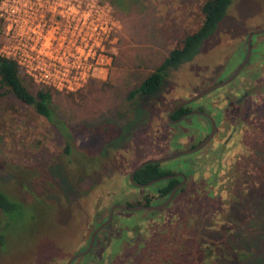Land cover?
<instances>
[{
    "label": "rangeland",
    "instance_id": "374dc122",
    "mask_svg": "<svg viewBox=\"0 0 264 264\" xmlns=\"http://www.w3.org/2000/svg\"><path fill=\"white\" fill-rule=\"evenodd\" d=\"M204 1L107 2L119 30L109 48L111 62L105 75L74 94L51 98L52 112L74 136L69 155L63 153L61 137L32 106L10 94L0 96V190L24 206L19 215L0 214V264H65L85 245L91 227L83 222L97 219V209L112 203L137 205L150 194V189L129 188L126 175L136 163L162 157V87L159 97L147 102L139 101L137 94L129 101L126 96L175 44L197 29ZM260 29H264V0H232L200 54L175 74L163 96L168 92L167 99L177 102L223 79L229 62L240 59L232 53L240 48L245 33ZM251 48V59L264 56V34L252 37ZM255 70L251 63L245 72ZM21 83L32 95L39 88L23 77ZM242 85L249 91L255 82L242 80ZM216 100L219 110L222 100ZM203 101L211 100L206 97L193 107H205ZM252 107L256 119L248 121L257 120L264 132V96ZM222 114L215 138L220 147L229 125L225 110ZM178 141L182 148L194 143L185 137ZM244 143L242 150L229 142L226 151L230 147L231 152L200 163L186 188L159 214L147 218L144 211L125 212L114 220L128 224L142 218L136 220L140 221L137 238L162 236V264H264V136H246ZM110 237L112 241L114 236ZM189 238L193 241L187 242ZM120 245L117 256L102 259V264H133L131 249L122 254ZM98 254L87 262L99 263Z\"/></svg>",
    "mask_w": 264,
    "mask_h": 264
},
{
    "label": "flooded vegetation",
    "instance_id": "af4514ba",
    "mask_svg": "<svg viewBox=\"0 0 264 264\" xmlns=\"http://www.w3.org/2000/svg\"><path fill=\"white\" fill-rule=\"evenodd\" d=\"M253 31H256V30L246 32L245 39L243 43L240 44L241 45L240 48L233 50L232 57L234 56H237L238 58L240 57L238 62L237 60L230 61L228 67H225V69L228 68L229 70L224 71L226 75H224L223 79L219 81L215 80L208 87H211L213 85H216L226 80L237 69V67L242 62L245 56V53H246V44H245L246 37L248 34L252 33ZM254 36L255 35H252L250 38V51H249L248 60L246 64L236 74V76L226 85L220 88H217L216 90H213L212 92L208 93L207 95L203 96L202 98L198 100H195L181 108L176 109V107L180 103L189 99L191 96L188 97L187 99L178 100L177 102L169 100L170 98L167 99L168 92H166L165 96H163V90L165 89L167 84L172 83L173 80H175V76H176L175 74L179 73L181 71V68L185 64H188L190 62L184 63L176 67H167L164 70V76L162 78L160 88L158 89L159 91L155 92L152 95H145L142 93L137 94L139 101L141 100L142 102H145V101L147 102L152 98L159 97L161 93L160 92L161 87H162V109H163L162 111L164 113L163 120L165 122L164 126L162 125V138H164L162 140V144H163L162 157L157 158V159L144 160L139 163H136L134 166L131 167V169L126 175L127 186L131 188L132 190H138V191L139 190L145 191V190L150 189V194L149 195L147 194L148 196L146 194L143 195V200L141 202H137L136 203L137 205L125 204L121 206H126V207H135V206H142V205L143 206H157L166 200V198L162 200L158 198L156 194L157 188H155L157 187L159 183L163 181H167V180L162 179L163 177L170 176L171 179H168V180H173V179L175 180L174 184L172 185V189L176 187L177 185H180L182 181V177L184 178L185 182L177 188L176 190V193H177L178 190H181V188H183L186 185L187 176L191 177L192 174H195V168L200 163L208 162L211 159L215 160L218 158V155L221 156V154L224 151L231 152L232 149L230 147L228 151H226V148L229 142L237 145L238 148L240 147L242 148V150H244L245 148L244 139L246 136H252L254 134L256 135L259 134L260 137L264 136V132L261 129V125L256 126L257 120L254 123L253 122L249 123L248 121L249 118H250L249 120L251 121L256 119L255 118L256 115H253L254 112L256 111L254 112L252 111L254 109L252 106L254 105V102L256 99H258L261 96H264V83L263 82L259 83L258 81L256 83V80L258 78L260 80H264V71L262 70L263 64H264L263 62L264 56L256 55L254 58L251 59V51H252L251 39ZM251 63H254L256 66V70L254 74H250V72L248 73L245 72L246 69L249 68ZM246 73H247V76L241 79V77L243 75H246ZM219 75L220 74L218 73V76ZM242 80H245V81L248 80L251 82H255V85L249 91H246L244 89V86L242 85ZM235 82H237L236 85H235ZM232 84L234 85L232 86ZM223 89H227L226 92H223V93L220 92ZM212 95L213 96L217 95V97L220 100H222L221 101L222 107L219 110L218 108H216L217 107L216 99L218 98L217 97L213 98L211 97ZM206 97H208L211 101H208L207 103L203 101V103L206 104L205 107H198L197 105H196L197 107H193V105L196 102L201 101L205 99ZM168 105H169V108L167 109ZM246 105H249V107L246 108L245 107ZM224 110L226 112L227 121L229 125L226 128L228 129V131L222 141V146L220 147L218 145L217 146L215 145L217 143V140H215V138L217 135V131L219 130L218 126L220 124V118L223 115L222 112H224ZM192 116L199 117L201 119L194 120V121L189 120V118ZM208 118H210L214 123V132H213L211 139L201 149L195 152H192V153H187L182 156H178L174 159L163 161V159L169 158L171 156L188 152L196 148L200 143H202L210 133V120ZM131 132H133V130H131L130 133ZM183 137L187 138L188 141H190L191 139L192 141L194 140V143L190 144L186 148H182L181 147L182 145H180L181 143L180 141H178V139L183 138ZM172 143L179 145L180 150H172V145H171ZM247 152L250 155L253 154L252 150L251 151L247 150ZM160 159H162V162L154 163V165H157L159 168H161L162 166L161 168L162 170H168L169 171L168 175H162L161 177L152 179L145 183H136L133 180L134 174L137 171H139L141 168H143L145 165H148V164H145L144 166L137 169L132 174V182L136 186L129 183L128 175L138 165H140L143 162L149 161V160H160ZM239 162H241V160H239ZM152 181H155V182L152 183ZM142 185H145V186L138 187ZM174 197L172 201L174 200ZM145 203H147V205H145ZM170 203L168 204V206L170 205ZM112 206H116V205H113L112 203L111 205L107 207H102L100 209H97L96 211H99L100 213V214L97 213V219L86 220L85 222H83L85 224V227L87 228L91 227L90 230H87L86 235H85L86 243L85 245H83L82 247L74 251L66 259L65 264L70 257L86 250L88 243H89V237L95 229H98V230L96 234L94 235V241L88 253L81 257H77L73 259L70 264H89L87 261L89 257L95 252L96 253L98 252L99 253L98 255L100 256L98 257L100 261L99 263H96V264H102V259L109 258L110 256H114L115 258L117 256L116 255V253L118 252L117 245H120V244H121L120 246L122 247V250H121L122 254L128 253L129 250L131 249L132 254H134L132 258L133 264H162V236L158 238V236L156 235H149L146 238L144 237L143 240H140L139 238H137L136 233H137V230L139 229L138 225L140 221H136V220L137 219L141 220L142 218L131 220V222H129L128 224H125V221L116 222L114 220L116 216L120 215L119 213H125V211L114 210L111 219L107 222L108 212H109L110 207ZM162 210L163 209L157 210V211H147V210H140V211H144L147 215V218L148 217L150 218L151 216H155L157 213L159 214ZM136 212H139V211H136ZM129 213H135V212H129ZM149 213H153V214L150 215ZM110 235L114 236L112 237V241H111Z\"/></svg>",
    "mask_w": 264,
    "mask_h": 264
},
{
    "label": "built area",
    "instance_id": "2783aa9c",
    "mask_svg": "<svg viewBox=\"0 0 264 264\" xmlns=\"http://www.w3.org/2000/svg\"><path fill=\"white\" fill-rule=\"evenodd\" d=\"M118 30L100 0H0V57L56 93L74 94L105 75Z\"/></svg>",
    "mask_w": 264,
    "mask_h": 264
},
{
    "label": "trees",
    "instance_id": "16d2710c",
    "mask_svg": "<svg viewBox=\"0 0 264 264\" xmlns=\"http://www.w3.org/2000/svg\"><path fill=\"white\" fill-rule=\"evenodd\" d=\"M104 1L110 4L114 2V0ZM231 1L232 0H205L200 7L202 20L197 29L186 34L182 40L175 44L161 64L153 72L148 74L136 89L128 93L126 100H131L138 93L145 95L154 94L159 91L158 89L160 88L164 76V70L167 67H176L194 60L200 54L203 43L215 33L218 24L226 16V11L230 6ZM21 77L25 78L12 61L0 57V96L10 94L22 104L32 106L35 113L44 118L46 123L54 129L59 137H61L64 143L63 153L69 155L72 148L75 146L73 133L50 108L52 95L59 93L53 92L47 88L39 87L34 95H32L23 87ZM168 174V170H162L157 165L148 164L134 174L133 180L136 183H145ZM189 178L190 177L187 176V183ZM174 182V179L163 181L155 187L157 188L156 194L160 200L167 198ZM184 188L186 187L177 191L174 199L184 190ZM145 205H147V203H145ZM22 207L24 206L20 202L12 199L0 190L1 216L8 217L19 215ZM149 214L152 215L153 213ZM8 223L10 222L6 220L5 226H8ZM190 239L191 238H189L187 242H189ZM185 240H187V238ZM191 241L193 240L191 239ZM214 264L228 263L215 262Z\"/></svg>",
    "mask_w": 264,
    "mask_h": 264
},
{
    "label": "water",
    "instance_id": "95a60500",
    "mask_svg": "<svg viewBox=\"0 0 264 264\" xmlns=\"http://www.w3.org/2000/svg\"><path fill=\"white\" fill-rule=\"evenodd\" d=\"M257 34H264V29H260V30L253 31L252 33H250V34L247 35L246 42H245V44H246V53H245V56H244L242 62L240 63V65L237 67V69L232 73V75L229 78H227L226 80H224V81H222V82H220V83H218L216 85H213L211 87H208V88L204 89L200 93H197V94L191 96L189 99H187V100L183 101L182 103H180L176 107V109L181 108V107H183V106H185V105H187V104H189V103H191V102H193L195 100H198V99L202 98L203 96L207 95L208 93L212 92L213 90H216L217 88H220V87L226 85L227 83H229L236 76V74L240 71V69L246 64V62L248 60V56H249V51H250V38H251L252 35H257ZM208 119L210 120V133H209V135L206 137V139L202 143H200L196 148H194V149H192V150H190L188 152L180 153V154L171 156L169 158L163 159V161H167V160H170V159H174V158H176L178 156H182V155L187 154V153H192V152H195V151L201 149L211 139V137L213 135V132H214V123H213V121L210 118H208ZM160 162H162V159H160V160H149V161L143 162L140 165H138L134 170H132L129 173V175H128V181H129V183H131L132 185L136 186L132 182V174L137 169L141 168L145 164H154V163H160ZM162 179L168 180V179H171V177L170 176L163 177ZM154 182L155 181H152V183H154ZM184 182H185V180L182 177V181H181V184L180 185H182ZM180 185H177L176 187H174L171 190V192L168 195V197L166 198V200L164 202H162L161 204L157 205V206H143L142 205V206H135V207H126V206L116 205V206L110 207L109 212H108L107 222L111 219L114 210L125 211V212H136V211H140V210L157 211V210H161V209L166 208L168 206V204L172 201V199H173V197H174V195L176 193V190H177V188ZM143 186H145V185L138 186V187H143ZM97 230L98 229H95L91 233V235L89 237V243H88V246H87L86 250L83 251V252H80L78 254H75L72 257H70L67 260L66 264H70L73 259H75L77 257H81V256H83V255H85V254L88 253V251L90 250V248L92 246V243L94 241V235L96 234Z\"/></svg>",
    "mask_w": 264,
    "mask_h": 264
}]
</instances>
